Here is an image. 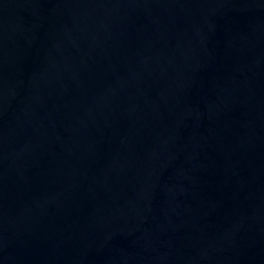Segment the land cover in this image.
Masks as SVG:
<instances>
[{
  "label": "water",
  "instance_id": "obj_1",
  "mask_svg": "<svg viewBox=\"0 0 264 264\" xmlns=\"http://www.w3.org/2000/svg\"><path fill=\"white\" fill-rule=\"evenodd\" d=\"M0 264H264V0H0Z\"/></svg>",
  "mask_w": 264,
  "mask_h": 264
}]
</instances>
